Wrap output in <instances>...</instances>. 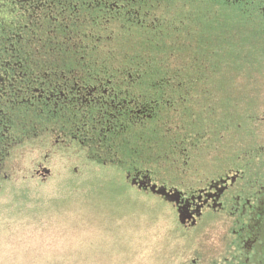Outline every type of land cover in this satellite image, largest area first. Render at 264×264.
<instances>
[{"label":"rangeland","instance_id":"1","mask_svg":"<svg viewBox=\"0 0 264 264\" xmlns=\"http://www.w3.org/2000/svg\"><path fill=\"white\" fill-rule=\"evenodd\" d=\"M153 19L152 33L127 29L112 42L107 67L118 78L139 68V93L159 84L166 101L149 122L125 124L120 164H104L105 149L77 145L73 159L69 148L53 157L44 180L34 172L44 151L33 146L7 168L0 264H264V242L245 251L206 242L211 252L202 255L197 241L217 238L215 222L185 231L162 187L181 185L185 169L189 180L211 179L253 148L252 117L264 111V40L234 10L194 0L165 2ZM137 171L149 185L132 184L127 175ZM152 182L166 194L153 193Z\"/></svg>","mask_w":264,"mask_h":264},{"label":"flooded vegetation","instance_id":"2","mask_svg":"<svg viewBox=\"0 0 264 264\" xmlns=\"http://www.w3.org/2000/svg\"><path fill=\"white\" fill-rule=\"evenodd\" d=\"M169 1L0 0V192L9 179L7 168L33 146L44 151L34 171L44 180L52 174L53 157L69 148L73 159L77 145L96 146L100 154L105 149L104 164L122 162L125 124L139 125L152 115L141 111L139 81L108 78L109 46L127 29L152 33L158 23L154 9ZM194 3L234 10L264 40V0ZM252 118L251 137L257 141L238 164L211 179L189 180L185 169L181 185L162 186L185 231L200 229L207 218L215 222L217 238L209 233L197 241L202 255L223 242L242 244L243 251L264 242V111ZM127 178L149 181L139 171Z\"/></svg>","mask_w":264,"mask_h":264},{"label":"trees","instance_id":"3","mask_svg":"<svg viewBox=\"0 0 264 264\" xmlns=\"http://www.w3.org/2000/svg\"><path fill=\"white\" fill-rule=\"evenodd\" d=\"M145 42V41H143ZM146 43V42H145ZM148 44V41H147ZM149 44H152V40L149 41ZM133 66V65H131ZM127 67L124 68L123 71H121L122 78L124 79H131V80H137L139 82L142 83L141 79L142 77H144L141 73H138V71L140 70L139 68H135V67ZM156 74V73H155ZM120 77V76H118ZM116 77L112 72H110L108 70V78L109 79H115L118 78ZM157 83V81L155 82ZM162 85L159 84H149L148 88L150 87L151 90H149L147 93L146 92H141L140 93V107H141V111L147 115H152L155 111H157V108H161L160 105H163L164 103L161 102V100L166 101V98L164 97L163 92L160 91V87ZM152 89H154L155 91L153 92ZM152 117V116H151ZM141 121H145V122H149L150 119H143L141 118Z\"/></svg>","mask_w":264,"mask_h":264},{"label":"water","instance_id":"4","mask_svg":"<svg viewBox=\"0 0 264 264\" xmlns=\"http://www.w3.org/2000/svg\"><path fill=\"white\" fill-rule=\"evenodd\" d=\"M144 181H145V180H144ZM132 184H133V185L138 184L139 187L142 188V187H145V186L149 185V184H150V180L147 181V183H145V182L137 183L136 180H133V183H132ZM151 190H152L153 193H158V194H162V195L165 194V190H163V189L156 190V186H153V187L151 188Z\"/></svg>","mask_w":264,"mask_h":264}]
</instances>
